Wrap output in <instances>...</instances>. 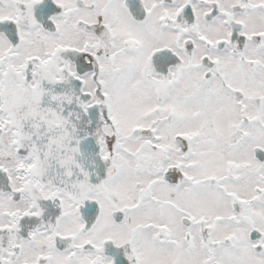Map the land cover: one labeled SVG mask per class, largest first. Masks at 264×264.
Here are the masks:
<instances>
[{
    "label": "snow or ice",
    "instance_id": "1",
    "mask_svg": "<svg viewBox=\"0 0 264 264\" xmlns=\"http://www.w3.org/2000/svg\"><path fill=\"white\" fill-rule=\"evenodd\" d=\"M0 264H264V0H0Z\"/></svg>",
    "mask_w": 264,
    "mask_h": 264
}]
</instances>
